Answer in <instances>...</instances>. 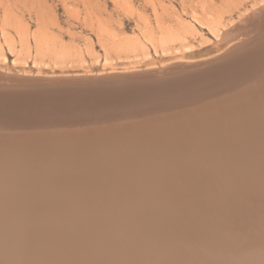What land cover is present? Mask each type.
Returning a JSON list of instances; mask_svg holds the SVG:
<instances>
[{
  "label": "bare ground",
  "instance_id": "obj_1",
  "mask_svg": "<svg viewBox=\"0 0 264 264\" xmlns=\"http://www.w3.org/2000/svg\"><path fill=\"white\" fill-rule=\"evenodd\" d=\"M259 37L257 35L256 38L246 41V44L235 46L232 51H225L221 58L210 64L208 70H201L203 75L201 72L197 73V76L201 77L199 80L202 83L201 86L206 85V87L215 88L224 85L211 91L212 95L220 89L225 88L223 90H227L242 85L248 80L255 85L248 88L241 87L226 97L214 99L211 102L213 104H210L213 106L206 107V110L198 113V119L203 117L201 120H198V122L189 121L179 126L182 129L181 132H186V134H183L184 138L182 139L180 138L182 135L178 138L173 136L170 134L174 133L172 129L167 131L165 129L168 127L160 123H156L158 127H150V120L146 121L145 119L125 127L121 130L122 132L114 130L115 133L108 135L109 137H103V134H100H111L106 133L109 132L108 128H97L94 130V135H97V138L93 140H66L62 137L70 134L60 130L70 121L75 122L80 114L87 115L95 108L110 110V108L104 107L110 104H101L104 100H108L113 107L121 110L128 107H139L141 111V108L149 103L154 105L155 102L161 100L160 98L171 95V91L167 89L164 83L165 77L169 76L166 73L137 76L124 80L81 82L80 85H77L78 82H68L67 80L64 83H54L52 78H50L51 83L0 85V92L4 93V96L0 98V103L8 104L3 106L2 111L0 110L1 123L10 126L12 130H24L22 127L33 123L26 121V119L33 118H36V121L40 124L53 125L48 129L49 132L36 133V137L30 140L34 142L30 143H22L26 137L20 131L12 133L11 137H7L6 140L3 139L4 135H0V139H2L0 141V230L4 229L5 239L12 242L17 233L15 227L19 230L22 228V224L18 219L20 217L26 227L23 226L25 228L22 230L24 235L21 238L18 237L19 240L15 244V250H18V246H22L24 249L29 242V245L21 252V256L0 257V264H20L25 258L24 251L28 247H38L37 243L40 238L45 236L44 232L48 236L52 235L60 226H64L66 232L60 230L61 233L59 232L51 240L53 245L55 244L54 241L65 233L60 241L62 247L66 245L71 248L79 244L84 249L86 247L87 252L92 254V247L104 238V236H97L96 233L88 230L89 226H92L94 230L93 226L98 221H103L105 232L115 227L112 230L113 233L121 227H133L137 224L144 234L142 235L139 230L141 237L134 243L135 246L133 245L130 252L134 260H138L141 264H158L163 263L165 260H172L174 264H180L177 263L178 260L186 258H190L192 262L195 261L194 264H217L214 261L215 259L208 257V254L220 244L222 246L224 243L228 245L226 239L237 235L232 233L233 236H231V232L237 230H239V236L241 234L242 236L234 237L239 240L237 242L238 246L244 245L247 247L243 250L244 254L242 255L247 257L248 260L239 255H235V259L242 261L243 264H264V249L255 248L258 247L255 242L264 241V234L254 231L256 225L254 220L251 219L252 216L264 214V204L257 202L255 205L250 206L244 204L234 205L230 220L229 216L225 217L229 209L228 202L245 196L248 185L251 184L255 187L264 176V158L260 159L258 164L255 165L254 163L255 159L264 157V151H261V148L264 147V51L261 52L263 55L261 59H256L257 62L252 59L250 63L253 62L254 64L249 69L246 67V71H242L246 66H244L246 62L242 63V58L244 57L246 60L251 52L263 44ZM235 50L236 54L233 55L232 53ZM255 55L258 56V54ZM230 63L233 67L229 65ZM239 72L243 75H240ZM0 78L13 79L1 73ZM36 78L37 80L41 79L40 77ZM230 81H238V83L236 85L229 84ZM206 93H210L209 89ZM12 95L16 98H13ZM152 98L157 100H152ZM66 101L71 103L66 104ZM221 103L220 106L216 105ZM24 104L29 106L28 110L19 108H23ZM36 105H39V112L34 115L30 109ZM68 105H72V107L70 108ZM208 112H212V114L208 115ZM15 113H18L17 117L19 119L12 120L10 114L16 115ZM120 114L121 116L133 115L123 112H120ZM173 118L174 116L169 118L168 121ZM158 129L162 133H159ZM231 132H233V135L235 134L234 137H232ZM43 137L55 139L49 141L50 139L43 140ZM12 141L17 142L16 145H13ZM65 143H68V147H63V145H66ZM25 146H30V148L27 149ZM79 149L89 154L87 159L82 161L79 159L80 164L86 163L89 168L92 167L90 169L92 171L86 170V172H92L88 174L90 177L88 176L87 182L76 181L70 175L73 168L75 169L78 166L76 169H81L79 168L80 164L75 162V159L80 155L76 154L75 151L73 152V150H76L79 153ZM28 151L30 152L27 153ZM207 151H210L209 153L213 156L217 154V170L218 168L220 171L225 169L223 176L225 175L229 180V184L225 183V188L229 190L231 186L232 192L225 193V195H222L223 193L216 195L215 193V196L209 194V191L206 194H199L198 211L192 215V218H189L192 219L191 221L186 220V223L181 225L182 231H177V233L173 229L176 226L178 227V221L182 219L178 220L176 210V213L173 214L176 216L175 220H170L167 216L161 219L159 217L160 205L167 201L170 192L168 184L182 181L185 176L188 177V181L193 182L191 187L196 190V182L193 179L196 177V172L202 167H197L196 163L202 160L201 157ZM234 153H237V155ZM113 158H115V161L127 160L130 169L125 174L123 171L121 173V170H115L113 165L115 162L111 161ZM224 160H230L227 166L222 164ZM193 163L196 166L195 169H193ZM235 163L237 167L232 168L236 165ZM258 166H262L259 168V172L257 171ZM86 167L88 168V166ZM16 172L19 173L16 174ZM200 173L202 175L207 174V172ZM220 175L222 174H217L215 180ZM139 178L153 181L154 186H152L151 193L160 198L150 201L145 195L146 192L149 193L150 191L142 190V188H139L140 191L137 192L136 197L132 195L133 193L129 188L123 190L122 187L127 184V180L134 183ZM209 178L205 179L202 176V181L198 184V190L204 186L212 188L215 181H211L212 178ZM75 182H79L80 186L88 183V186L86 185L88 188L85 190L91 200L106 195L112 189L118 192L115 193L117 197L110 198L111 203L106 208L104 207L105 209L102 212L99 210L76 219L72 215L64 224L60 223L61 220L57 218H51L48 228H44L42 224L45 223L46 215L57 207L55 206L56 203L59 202L57 205L62 207L64 204L68 205L70 201L79 199L75 195L76 189L71 187V185L74 187L73 183ZM108 188L109 190L105 192ZM217 189L223 191L224 187L219 186ZM139 193L141 194L137 198ZM251 193L256 194L258 191ZM58 195L65 198L66 202L56 200L55 197ZM260 196L262 199L264 198V194H260ZM182 204L183 200H180L178 207L180 208ZM213 207L217 209L216 212L212 210ZM221 210H224V212ZM75 214L79 215L77 212ZM14 216L18 217L11 223ZM96 216H100L98 221L93 219ZM175 222L176 226L174 225L175 227L171 229L169 225ZM27 224L31 227L29 228ZM34 225H40L37 234V236H40L39 238L34 237ZM83 225L87 226L82 234L83 239L81 241L76 240L75 233ZM70 226H73V230ZM90 234L92 236H89ZM114 235L108 237L109 244L123 240L126 242V237L118 239L117 235L115 237ZM144 236L147 237L144 238ZM165 238L168 239L167 244H165ZM250 244H252V247L249 246ZM3 247L6 246L0 244V252H3L1 251ZM82 250L83 248L80 247L79 254ZM39 251L43 256H48L51 253V248L45 246ZM256 254L260 256L256 257ZM1 255L2 253H0ZM39 256L41 257V255H36L37 258H40ZM129 257L128 251L122 250L117 257H109L105 261L106 263L103 264H121L128 261ZM64 258L66 259V257ZM100 262L95 260L86 264H100ZM57 264H64V261L60 259Z\"/></svg>",
  "mask_w": 264,
  "mask_h": 264
},
{
  "label": "rangeland",
  "instance_id": "obj_2",
  "mask_svg": "<svg viewBox=\"0 0 264 264\" xmlns=\"http://www.w3.org/2000/svg\"><path fill=\"white\" fill-rule=\"evenodd\" d=\"M263 29L264 0H0V73L13 78L12 80L0 78V85L29 83L30 85H34L35 83H51L52 81L54 83H64L66 80L68 82H78L77 85H80L81 82L92 83L100 80H124L137 76L169 73L172 75L170 76L171 78L169 77L170 81L166 86L171 91V95L160 98L161 100L155 102L154 105L149 103L147 106L141 108V111L139 107H128L121 110L120 108L113 107L108 100L103 99L104 101L101 104H110V107L104 106L110 108V110L95 108V110L89 112L87 115L80 114L75 122L68 121L69 123L60 129H70V126L72 129H85L88 127L97 129L100 127L119 126L121 124L133 125L136 121L145 119L150 120V126H157L156 123H160L168 127L165 130H177L178 128L175 136L178 138L182 135L180 137L182 139L184 138L183 134H186V132L182 131V133L180 131L182 129L179 126L189 121L198 122V120H201L197 117L193 118L197 113H193V111H197L202 107L212 106L210 104L214 99L226 97L241 87L248 88L255 85L248 80L242 85L231 87V90H223L225 89L223 88L212 95L211 91L217 90L224 85H219L215 88L206 87V85L201 86L202 83L199 81L201 77L197 76V73L201 72L203 75L202 71L208 67V64L221 58L225 51H232L235 46L244 45L246 41L256 38L257 35L260 36L259 38L264 44ZM263 44L251 52L246 60L244 57L242 58V63L246 62L244 64L246 66L242 71H246V67L249 69L254 64L253 62L250 63L252 59H255L254 62H257L256 59L262 58L264 55V53L263 55L261 53L264 51ZM248 47L250 48V45ZM256 50L257 52H255ZM232 54L235 55L236 50ZM255 54H258V56ZM36 77H40L41 79L37 80ZM50 78L53 80L51 81ZM236 83L238 81L229 82V84L234 85ZM208 89L210 93H206ZM3 96L4 93L0 92V98ZM13 98L16 97L14 96ZM65 103L71 102L66 101ZM0 104L1 111L4 108L3 106L8 105L6 103ZM216 105L220 106L222 103ZM68 106L72 107V105ZM28 107L27 104H24L23 108H19L21 110H28ZM38 110L39 105L30 109L31 112L35 111V113ZM120 112L133 115L121 116ZM15 114H10L12 120L19 119L17 117L18 113ZM210 114L212 112H208V115ZM173 116L175 119L173 118L168 121ZM26 121L33 123L22 127L24 130H12L10 126H6L0 122V135H12L16 131L25 132L29 135L38 132L46 133L53 126L40 124L36 121V118L26 119ZM231 134L232 137L235 136L233 132ZM191 142L193 143L192 140ZM261 151H264V147L263 149L261 148ZM209 152L207 151L201 157L202 160L196 163L197 167L202 166L196 172V177L193 179L196 182V190L192 189L191 184L193 182L188 181L187 176L182 181L168 184L170 186L169 201L167 198L166 203L160 205L159 217L163 219L167 216L170 220H175L176 216L173 214L177 212L178 220L182 219L178 221V227L176 226V222L169 225L171 229L176 226L173 229L175 232L182 231L181 225L185 224L186 220L189 221V218H192V215L198 211L199 194H206L209 191V194H214L215 196V193L216 195L219 193L225 195V193L232 192L231 186L229 190L225 188V185L229 181L225 175L223 176L225 169H221L220 171L218 168L217 170V154L213 156ZM234 154L237 155V153ZM262 158L264 157L255 159V165ZM78 160L75 162L80 164V160L79 162ZM111 161L115 163L118 161L116 166L122 165L116 167L115 163L113 164L114 169L117 171L121 170V173L123 171L125 174L130 169L127 160L115 161V158H113ZM229 161L224 160L222 164L227 166ZM85 164H80L79 168L81 169L77 170L78 166L75 169L73 168L74 173L71 170L70 175L76 181L83 182L82 180L90 177L88 174L92 172H86V170L92 171L90 170L92 167L89 168V165ZM192 166H194V163ZM234 167H237V164L232 168ZM261 167L258 166L257 171ZM195 168L196 166L193 167V169ZM82 171L84 174L81 173ZM199 172H207V174L202 175ZM217 174L222 175L215 180ZM202 176L205 179L210 177L212 178L211 181H215L212 188L204 186L198 190V184L202 181ZM260 181L255 187L249 184L245 192L246 194L242 198L228 202L227 206L229 209L225 217L229 216L230 220L234 205L244 204L245 206H250L255 205L257 202L264 204V198L262 199L260 196V194H264V176H262ZM126 183L129 185L127 187V184L124 183L126 187L124 188V185L122 187L123 190L129 188L134 197L140 191L139 188H142V190L150 191L149 193L144 191L147 193L145 195L150 201L160 198L151 193L154 182L149 179L146 181L143 178H139L134 183L127 180ZM73 185L74 187L71 185L72 189H77L80 186L79 182H75ZM219 186L224 187L223 191L217 189ZM251 188L253 189L252 191ZM108 190L109 188L105 192ZM253 191H258V193L252 194L251 192ZM85 192L82 194L75 192L79 199L77 201H68V205L64 204V206L60 207L61 205H57L59 202L56 203L55 206L57 207L53 208L51 213H46L45 223L42 224L44 228H48L47 226L51 218H57L61 220L60 223L64 224L72 215L76 219L99 210L102 212L111 203L110 198H116L117 194L115 193H118L112 189V191L107 192L108 194L106 193V195L98 196L94 200H91L88 192ZM140 194L137 195V198ZM55 198L60 202H66V199L60 195ZM180 200H183V204L179 208ZM69 204L71 205L69 206ZM212 210L217 211L215 207ZM221 211L224 212V210ZM75 212L79 215H76ZM16 217L18 216H14L11 219V223ZM99 217H94V221H98ZM18 219L22 224V228L19 230L15 227L17 233L12 242L5 239L4 229L0 230V244L6 246L1 250L3 252H0L2 253L0 257L21 256V252L29 245L28 242L24 249L22 246H18V250H15V244L19 240L18 237L21 238L24 235L22 230L25 228L23 226L26 227V224L22 223V219L20 217ZM251 219L254 220L256 225L254 231L264 234V214L252 216ZM102 223L103 221H98L93 226L94 230L92 226L88 227V230L93 231L97 236H104V240L101 239L100 242H97L92 247V254L87 252L86 247L84 249L79 244L71 248L66 245L62 247L60 241L66 231L64 226H60L52 235L48 236L44 232L45 236L39 239L37 243L38 247H28L24 251L25 258L20 264H57L60 259L64 261V264H86L89 261L94 262L95 260L101 261L100 264H103L106 263L105 261L109 257H117L122 250H127L130 257L128 261L121 264H141L138 260H134L130 252L133 245L135 246L134 243L141 237L139 226L135 224L133 227H121L113 233L112 230L115 227L105 232ZM28 227L30 228L31 225H28ZM33 227L34 237H36L40 225H34ZM70 227L72 229L73 226ZM86 227L83 225L80 230H77L75 233L76 240L81 241L83 239L82 234ZM60 230L64 231L62 232L64 234L56 239L53 245L51 240ZM232 233L238 235H234L235 237L242 236V234L239 236V230L232 231ZM7 234L6 236H8ZM113 234H115L114 237L117 235L118 239L126 237V242L123 240L109 244L107 239ZM141 234L143 235L144 233L142 232ZM89 236L92 235L90 234ZM234 236L226 239V241L228 240V245L224 243L222 246L220 244L208 254V257L213 260L215 259L214 261L217 264H243L242 261L235 259V255L244 257L242 255L244 254L243 250L247 249V247L244 245L238 246L237 242L239 240ZM39 237L37 236V238ZM146 237L144 236V238ZM167 240L165 244H167ZM255 244L258 246L255 248L264 249L263 240L259 243L255 242ZM45 246L51 248V253L48 256H43L39 251ZM249 246L252 247V244ZM80 247L81 249L83 248L81 254H79ZM36 255H41V257L37 258ZM259 256L256 254V257ZM244 258L248 260L247 257ZM177 263L194 264L195 261L192 262L190 258H186L178 260ZM158 264L174 263L172 260H165L163 263Z\"/></svg>",
  "mask_w": 264,
  "mask_h": 264
},
{
  "label": "water",
  "instance_id": "obj_3",
  "mask_svg": "<svg viewBox=\"0 0 264 264\" xmlns=\"http://www.w3.org/2000/svg\"><path fill=\"white\" fill-rule=\"evenodd\" d=\"M211 64V63H210ZM210 64H208V67L210 66ZM208 67H206V69L205 70H208L209 68ZM169 74V73H168ZM172 74H169V76L168 77H165V80H164V83L165 84H168L169 83V81H170V76H171ZM170 77V78H169ZM211 104H213V103H211ZM213 106V105H212ZM222 107V106H221ZM204 109H202V110H197V111H193V113H196V115H195V117H193V118H196L197 117V115H198V113H200V112H202L203 110H206V108L205 107H203ZM39 112V110L38 111H36V113H38ZM36 113H35V111H33V114L34 115H36ZM203 118V117H202ZM202 118H200V119H202ZM142 121H144V120H142ZM146 121H149V120H146ZM150 124V123H149ZM127 126H131V125H119V126H117V125H115V126H113V127H107L108 128V131L109 132H106V133H111V134H104V133H100V134H103V137H109L108 135H113L115 132H114V130L115 131H117V132H122L121 130H123V129H125V127H127ZM150 127H152V126H150ZM61 130V129H60ZM94 130H96L95 128H90V127H88V128H85V129H82V128H79V129H72V127H71V129H66V130H61L62 132H64V133H69L70 135H66V137H62V138H66V140H69V139H71V140H93V139H96L97 137V135L95 136L94 135ZM60 131V132H61ZM105 131V130H104ZM158 131H160L159 129H158ZM168 131V130H167ZM172 131L174 132V133H170V134H172L173 136H175V133H176V129H172ZM49 132V131H48ZM97 132V131H96ZM154 132V131H153ZM21 133H23L25 136L24 137H26L24 140L25 141H23V140H20V141H23L22 143H30V142H34L33 140L32 141H30L33 137H36L35 135H36V133H34V134H31V135H29V134H26L25 132H21ZM159 133H162V131H160ZM40 135V134H39ZM107 135V136H106ZM7 137H11L10 135H4L3 136V139H5L6 140V138ZM41 137H42V135H41ZM46 139H50L49 141H53V139H55V138H53V139H51L50 137L48 138V137H43V140H46ZM2 139H0V141H1ZM59 140V139H58ZM187 140H189V139H187ZM11 141V140H10ZM36 143H39V142H37V141H35ZM12 143H13V145H16V143L17 142H14V141H12ZM59 143V142H58ZM66 145H63V147H65V146H67L68 145V143H65ZM26 145H30V144H26ZM31 146V145H30ZM30 146H25V148H27V149H29L30 148ZM29 147V148H28ZM68 147V146H67ZM30 151H28L27 153H29ZM76 152V154H79L80 156H78V158H76L75 160H78V159H80V160H85V159H87L88 157V155L89 154H86V152L85 151H82L81 149H79V153H78V151H75ZM113 155V154H112ZM26 156V155H25ZM39 156H41V155H39ZM110 158V157H109ZM108 158V159H109ZM101 160H103V159H101ZM83 182H87V178H85V180H83ZM88 184V183H87ZM86 184V185H87ZM86 185H82V186H79L76 190H77V193H83V192H85V189H86V187L88 186H86ZM86 186V187H85ZM81 187H83V188H81ZM75 195H77V194H75Z\"/></svg>",
  "mask_w": 264,
  "mask_h": 264
}]
</instances>
